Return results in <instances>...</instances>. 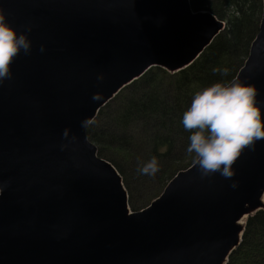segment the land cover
<instances>
[{
  "label": "water",
  "instance_id": "obj_1",
  "mask_svg": "<svg viewBox=\"0 0 264 264\" xmlns=\"http://www.w3.org/2000/svg\"><path fill=\"white\" fill-rule=\"evenodd\" d=\"M261 8L234 78L258 101ZM0 11L31 42L0 83V264H225L247 217L264 209V139L241 152L230 179L203 177L193 163L132 212L86 137L122 89L151 68L188 67L225 24L188 0H0Z\"/></svg>",
  "mask_w": 264,
  "mask_h": 264
},
{
  "label": "trees",
  "instance_id": "obj_2",
  "mask_svg": "<svg viewBox=\"0 0 264 264\" xmlns=\"http://www.w3.org/2000/svg\"><path fill=\"white\" fill-rule=\"evenodd\" d=\"M225 24L199 57L176 73L151 68L103 106L86 129L97 156L118 173L128 208L136 212L156 199L168 182L193 164L185 151L189 133L180 124L192 96L216 82L232 81L258 32L261 0H188ZM227 69V75L212 69ZM153 156L154 175L138 171ZM225 264H264V209L245 220L239 245Z\"/></svg>",
  "mask_w": 264,
  "mask_h": 264
},
{
  "label": "clouds",
  "instance_id": "obj_3",
  "mask_svg": "<svg viewBox=\"0 0 264 264\" xmlns=\"http://www.w3.org/2000/svg\"><path fill=\"white\" fill-rule=\"evenodd\" d=\"M27 31V29H26ZM31 42L24 32L17 33L0 11V83L11 77L9 65L23 52L29 54ZM41 50L42 46H41ZM222 76L227 69H212ZM254 86L233 79L216 82L196 92L190 105L182 113L180 124L189 133L185 151L194 154L193 163L201 176L219 174L230 179L232 165L247 148L253 151L255 143L264 139V122L261 120V104L256 99ZM159 169L153 156L138 168L144 175H154ZM235 187V184L231 185Z\"/></svg>",
  "mask_w": 264,
  "mask_h": 264
},
{
  "label": "bare ground",
  "instance_id": "obj_4",
  "mask_svg": "<svg viewBox=\"0 0 264 264\" xmlns=\"http://www.w3.org/2000/svg\"><path fill=\"white\" fill-rule=\"evenodd\" d=\"M105 105H106V104H105ZM105 105H104V106H105ZM161 193H162V192H161Z\"/></svg>",
  "mask_w": 264,
  "mask_h": 264
}]
</instances>
